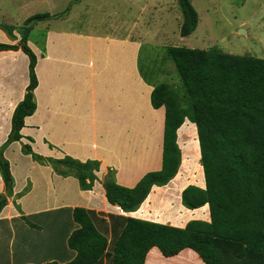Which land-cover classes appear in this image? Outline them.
<instances>
[{"label":"crops","instance_id":"obj_1","mask_svg":"<svg viewBox=\"0 0 264 264\" xmlns=\"http://www.w3.org/2000/svg\"><path fill=\"white\" fill-rule=\"evenodd\" d=\"M134 24L133 20L120 35L46 28L41 42H27L37 59L36 109L24 119L20 142L11 143L3 153L14 187L0 211V239L4 230L12 231L11 244L17 235L14 230L19 234L26 231L29 226L23 218L34 219L37 227L51 231L45 243L33 245L43 249L40 256L24 251L10 254L2 248L0 264H63L72 260L74 252L64 243L69 232L63 234L62 227L74 208L94 212L97 228L103 232L106 227L109 236L110 216L177 228H184L192 220L209 222L207 205L194 210L182 205L181 193L187 186L204 188L203 174L193 182H186L187 175L179 178L183 157L176 176L165 186H153L136 211L124 213L105 197L102 179L109 170L119 186L133 188L146 173L159 171L162 166L165 109L151 106L154 84L141 73L143 42L130 35ZM0 36L6 44H17L8 41L2 32ZM28 64L21 50L0 52V146L10 132L14 109L24 98ZM188 123L196 132L195 125L185 119L177 137ZM22 144H28L42 160L24 155ZM65 157L99 162L97 179L90 190H81L76 178L59 175L47 162ZM3 192L0 176V194ZM73 228L74 224L69 231ZM187 255L195 258V264H204L191 249L166 258L156 247L146 254L144 264H171L177 258L185 260Z\"/></svg>","mask_w":264,"mask_h":264},{"label":"trees","instance_id":"obj_2","mask_svg":"<svg viewBox=\"0 0 264 264\" xmlns=\"http://www.w3.org/2000/svg\"><path fill=\"white\" fill-rule=\"evenodd\" d=\"M177 3L182 14L179 33L187 37L196 29L198 16L190 0ZM58 16H30L24 21L17 44L0 43V52L21 50L29 61L24 98L16 105L10 132L0 146V176L4 185L0 211L14 187L4 150L11 143L20 142L24 119L36 109L37 59L28 46V36L33 25ZM0 29L15 39L14 28L0 25ZM166 54L174 64L187 104L180 105L177 94L165 83L153 86L151 106L165 109L161 169L146 173L133 188L119 186L114 172L109 170L102 186L110 205L118 206L124 213L136 211L153 186L167 185L178 173L181 151L177 130L187 119L196 128L204 188L187 186L181 193V202L189 210L207 205L209 222L192 220L184 228H177L110 216L109 236L106 227L103 232L97 228L94 212L74 208L70 220L61 225L63 234L69 232L62 242L74 252L73 259L63 264H144L153 247L166 258L188 248L204 264H264V59L185 47H167ZM21 151L34 160H42L28 144H22ZM47 162L59 175L76 178L83 191L90 190L97 179V161L79 162L65 157ZM23 219L28 228L37 227ZM73 224L75 228L70 232ZM230 246L234 248V257L225 252ZM187 257L170 263H196L192 255Z\"/></svg>","mask_w":264,"mask_h":264},{"label":"rangeland","instance_id":"obj_3","mask_svg":"<svg viewBox=\"0 0 264 264\" xmlns=\"http://www.w3.org/2000/svg\"><path fill=\"white\" fill-rule=\"evenodd\" d=\"M190 2L197 13L198 24L187 37H181L179 33L182 14L177 0H0V25L14 28L15 39H10L3 30L0 32L8 41L18 43L16 40L20 39L28 17L36 14L59 15L33 25L28 42L36 45L44 37L43 30L46 28L120 35L134 20L135 28L130 35L143 42L139 62L142 75L154 85L165 83L177 94L180 105L186 106L187 99L176 69L166 54L167 47L213 49L264 59V0ZM0 43L7 42L0 36ZM186 125L177 137L183 157L179 178L187 175L186 182H193L197 177L202 178L203 173L198 158L197 134L189 123ZM36 222L29 220L33 225ZM49 231L50 228L45 230L43 226L23 229L21 234L14 230L16 239L10 244L12 231L4 230L0 239V246L4 243V247L0 249L10 254L24 251L40 256L43 249H35L33 245L45 243ZM225 252L233 254V257L235 255L231 246Z\"/></svg>","mask_w":264,"mask_h":264}]
</instances>
